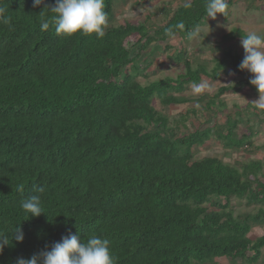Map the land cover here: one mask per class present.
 <instances>
[{
	"label": "trees",
	"instance_id": "1",
	"mask_svg": "<svg viewBox=\"0 0 264 264\" xmlns=\"http://www.w3.org/2000/svg\"><path fill=\"white\" fill-rule=\"evenodd\" d=\"M115 1L104 0L108 23L97 39L58 36L51 25L41 31V19L55 15L40 13L44 5L0 0L11 18L0 23V234L17 225L24 233L22 242L4 247L0 264L30 259L72 234L84 242L108 239L116 264H263L264 233H250L264 226V160L196 157L212 140L234 151L260 148L255 128L240 127L249 110L236 105L229 112L221 98L255 86L245 77L212 96L186 93L242 71L244 55L227 46L212 65L190 57L188 33L209 19L205 0H191L190 8L187 0L168 1L160 17L120 24L113 23ZM166 28L182 38L172 56L184 71L143 84L151 48L174 47ZM242 33L234 27L223 40ZM155 100L164 108L198 105L172 116ZM34 194L45 213L29 218L20 204Z\"/></svg>",
	"mask_w": 264,
	"mask_h": 264
},
{
	"label": "rangeland",
	"instance_id": "2",
	"mask_svg": "<svg viewBox=\"0 0 264 264\" xmlns=\"http://www.w3.org/2000/svg\"><path fill=\"white\" fill-rule=\"evenodd\" d=\"M168 1L176 4L181 0H116L115 1V15L113 19L114 24H120L126 18H136L144 20L146 16L150 13H156L158 17L162 14V9L168 5ZM239 27L245 30V32L255 30L260 34H264V0H236L235 4L230 9L228 17L223 14L217 15L216 19L209 18L205 24L200 26L195 32L198 35L191 40H188L187 47L189 50V55L197 61L205 62V64H213V60L220 57L222 51L220 47H230L236 52L244 55V49L241 45L242 37H237L233 40L224 41L223 35L228 33L232 28ZM167 42L161 43L159 46H153L152 51L145 52V57L148 54L153 56L152 66L145 71L146 76H140V81L143 84H147L149 81L162 78L167 75L177 76L179 73L184 71L183 63H178L173 58V52L175 48H179L183 44L182 38L176 36L175 39H171L170 44L174 47L168 48L165 46ZM252 73L247 70L237 71L231 70L228 75H222L218 80L205 79L201 83L206 84L207 87L201 93H194L193 87L186 92L190 95L206 94L212 96L218 87L223 84L234 83L241 78H252ZM200 83V84H201ZM223 100L227 103L228 111L233 112L235 106H241L248 111V114L244 116L243 122L245 125H251L257 131L255 137V145L260 147L253 149L251 151H234L229 148L224 147L222 144L212 140L210 145L199 147V152L197 158L203 157L205 155L217 154L220 155L225 161L236 163L248 160L249 158H261L264 160V121H260L258 116L255 115L252 109H250L249 104L259 98V92L256 87L246 86L238 93H226L221 96ZM197 106L198 102L193 104H182L177 106H171L169 108H164L158 100H155V106L172 116H177L180 113L186 112L191 106ZM245 110V113L247 112ZM227 111V112H228ZM227 112L220 113L217 116L219 123H225L227 120ZM259 113L264 116V111L259 110ZM199 120L205 119V117L200 116ZM193 123L196 122V117L192 116ZM236 206L239 210L245 207L240 205L236 201ZM264 233V226H256L250 233L251 238H255ZM264 264V260L262 262Z\"/></svg>",
	"mask_w": 264,
	"mask_h": 264
},
{
	"label": "clouds",
	"instance_id": "3",
	"mask_svg": "<svg viewBox=\"0 0 264 264\" xmlns=\"http://www.w3.org/2000/svg\"><path fill=\"white\" fill-rule=\"evenodd\" d=\"M41 5L44 7L40 13L47 8L55 14L50 19H41V31H47L51 25L54 26L58 36L71 37L77 33L84 36L95 34L99 39L105 35L104 29L108 21L104 0H55L54 5H47L46 0H34V7ZM191 6V0H187L184 4L185 8ZM204 9L207 19H216L218 14L228 17L229 0H205ZM10 22L11 18L6 15V10L0 8V23ZM176 27L182 29L184 26L181 23ZM165 35L169 39H175L172 28H166ZM197 35L198 32H189L188 39L191 40ZM241 45L244 49V58L239 68L253 74L250 83L258 90L259 98L252 103L256 109L264 111V34L255 30L242 33ZM206 87L207 85L203 83L194 85L193 92L201 93ZM17 191L23 192V186ZM36 191L43 193L44 188L39 187ZM41 203L40 196L34 194L23 199L20 206L29 218L39 217L45 213ZM23 239L24 233L19 225L0 234V253L13 241L22 242ZM110 244L111 242L106 238L91 236L84 242L79 235L72 234L56 242L50 250L33 255L30 259L19 258L17 264H116Z\"/></svg>",
	"mask_w": 264,
	"mask_h": 264
}]
</instances>
